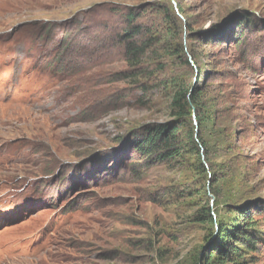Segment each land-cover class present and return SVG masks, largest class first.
I'll list each match as a JSON object with an SVG mask.
<instances>
[{
    "label": "rangeland",
    "instance_id": "374dc122",
    "mask_svg": "<svg viewBox=\"0 0 264 264\" xmlns=\"http://www.w3.org/2000/svg\"><path fill=\"white\" fill-rule=\"evenodd\" d=\"M150 1L0 0V264H195L217 224L237 219L225 206H264V0H178L184 15L169 0L200 32L236 12L252 21L241 48L196 42L197 66L190 60L193 72L180 76L208 97L202 133L220 173L198 192L193 170L137 167L126 139L171 121L169 102L163 91L110 83L124 63L91 50L100 9L115 19ZM65 33L75 58L59 65L50 60ZM120 94L131 97L117 108ZM206 203L212 221L194 222ZM257 219L250 264H264Z\"/></svg>",
    "mask_w": 264,
    "mask_h": 264
},
{
    "label": "trees",
    "instance_id": "16d2710c",
    "mask_svg": "<svg viewBox=\"0 0 264 264\" xmlns=\"http://www.w3.org/2000/svg\"><path fill=\"white\" fill-rule=\"evenodd\" d=\"M175 1L178 11L184 15L180 1ZM106 10L98 11L103 14V18L100 19L97 36L91 38L90 42H96L91 50L103 56V60L115 54L125 65L109 76V82L126 84L143 94L153 90L163 91V98L169 102L171 121L148 124L132 132L126 139L127 147L142 158L141 165L137 167H144L146 171L156 167L193 170L197 178L195 185L199 189L194 188L195 185L193 188L197 192L204 191L206 180L214 186L220 173L215 174L211 153L202 133L209 122L205 114L206 93L197 84L188 85V81L180 76L184 72H193L190 60L197 66L193 51L196 42L216 47L233 45L241 48L245 29L252 23L251 19L244 13L236 12L223 23L200 32L194 27L196 21L185 16V21H182L175 14L169 0H153L139 6L124 7L114 11L115 19L110 18ZM61 39L58 54L55 53L50 60L59 65L67 58H75L76 50L74 37L65 33ZM126 97L128 99L131 96ZM126 97L118 95L113 105L117 108L124 106ZM182 192L189 197L195 194L192 186ZM166 195L170 196V193ZM234 206L224 208L226 213H236L237 219L229 224H217V236L211 251L203 256L200 253L195 264H250L249 253L258 250L257 216L262 215L264 218V206L260 202ZM212 214L213 210L206 203L192 215V219L196 223L203 222V218L211 222Z\"/></svg>",
    "mask_w": 264,
    "mask_h": 264
}]
</instances>
